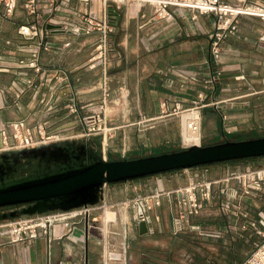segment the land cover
I'll list each match as a JSON object with an SVG mask.
<instances>
[{"label": "rangeland", "instance_id": "374dc122", "mask_svg": "<svg viewBox=\"0 0 264 264\" xmlns=\"http://www.w3.org/2000/svg\"><path fill=\"white\" fill-rule=\"evenodd\" d=\"M50 3V0L38 1L37 17L28 14L23 6L24 0L17 1L10 15L0 8V49L2 44L7 47L3 53L0 50V58L12 65L13 62L28 56L27 52L20 50L23 46H27L31 49H38L41 63H43L41 65L47 70L46 77H50L53 73L50 70H54L55 67L61 65L64 68L66 64H75V66H79L77 71L82 69L91 71L89 78L81 79V76H75L73 79H67V83L63 84L64 94L53 92L57 84L53 90L49 89L47 85L42 87L36 95L34 89H31L32 92H25L26 94L24 93L25 95L19 99L14 97L12 92L5 93L3 94L4 107L0 109V120L26 119L35 127L36 131L41 129L46 135L59 137V140L47 145L66 142L86 143L91 150L101 153L107 160L134 159L189 147L184 145L181 138V113L193 106H197L200 111L201 138L199 146L264 137V79H222V66L224 65L222 61L223 56H226L227 38L233 35L222 39L220 43L222 51L218 62L215 63L209 35L215 30L216 19L211 16L195 15L186 10L175 11L173 19L165 21L158 19L151 8H148L145 10L144 18L130 17L127 24H124L127 6L132 3L124 1L119 8H115L113 18L106 20L107 24H112L108 25L112 27V30L107 32L106 37H103L96 28L88 35L55 32L53 37L47 39L49 42L62 43L69 40L71 46L64 50L53 48L44 50L39 43L43 44L46 39L41 40L38 35L33 39L25 40L17 33V29L20 24L33 22L34 19L39 21L37 28L46 27L49 18L52 17L48 14ZM57 3L59 4V1ZM70 6L72 11H68L62 6L53 20L63 21L61 18L67 15L70 17V21L78 22L82 19L84 11L88 13L90 9V3L84 4L77 0H71ZM95 19V22L98 23L102 18L97 16ZM247 26L261 28V38L258 40L264 44V21L249 23ZM53 27L55 25L52 24L51 27L46 28ZM95 27L97 26L95 25ZM120 29L121 31H119ZM173 29H177L175 36L164 38V34ZM237 29H239V20ZM136 44L139 46V54L147 52L150 47L153 49V47L167 44V47L172 46L173 49H176L174 55L184 56L185 60V63L177 62L167 65L169 70L167 68L164 70V74L160 73L163 76L162 79H158L159 84L157 81L151 83L149 88L157 95L154 100L151 98V100H147V103L151 102L152 104L147 107L145 105V109L141 105L142 99H138L137 93L132 89H135V80L131 74L132 57L134 56L131 50ZM123 53L127 56H123ZM122 58L125 60L126 67L124 69H120L122 62L119 60ZM186 62L191 65L197 62L203 67L196 71ZM182 64H185L187 70H192L197 74L191 72L187 78L176 79L177 77L171 69H176ZM1 71L13 73L12 71L18 72L20 69L14 68V66L0 67ZM29 72L31 71H28L27 75L34 79L35 84H38V76L33 72L29 74ZM216 72H219L215 76L218 78L211 79V75ZM15 76H18V73ZM194 77L196 78L193 79ZM13 79H0V87L4 89ZM103 79H105L109 93L105 102L102 91ZM82 80L87 83L84 88L77 85ZM56 81L57 79H52L50 83H56ZM144 88L142 93L148 94L149 88ZM81 90L86 93L83 94ZM122 92H125V98L122 96ZM79 94L85 95V100L80 101ZM59 95L63 97L66 95L68 98L61 106L59 105ZM71 97L76 98L77 114H71L68 110L67 105ZM138 109L141 112H138ZM3 112L11 114V118L3 117ZM147 112H152L151 117L145 115ZM148 118L152 119L145 120ZM103 121L105 125L100 124ZM138 121H141L140 125L136 124ZM97 125H100L99 128ZM88 127L91 129L89 130ZM105 137L106 145L103 140ZM1 153L3 151H0ZM260 168H264V157L179 170L182 175L178 177L182 181L187 180L185 185L180 186L183 187L193 180H198L199 177H202L201 175H206L210 177L209 179H219L230 174L244 173ZM158 175L157 177H160V174ZM152 178L154 179V177ZM142 179L133 180L138 181L135 182L136 187L132 181L125 182V185L121 184L122 182L106 185L109 187L119 184L116 185L117 188L126 186L128 192L126 196H123V201L112 207L104 208L105 214L111 212V215L109 213V215H105L106 220L113 219L114 210H116L120 221L122 214L120 211L126 207L128 212L126 220L133 222L128 200L148 193L145 185L146 177ZM262 198V196L261 199L254 197L253 203L250 202L251 205L248 206L249 215L253 218L264 205L261 203ZM217 199L224 201L225 198L222 194H217ZM20 206L2 207L0 213L20 210ZM163 208L171 220V214L168 212L173 210L174 213V204L172 203L171 206L165 204ZM101 210H98V214L101 213ZM149 214L151 220H156V215L161 219L159 212L155 213L151 210ZM162 214H164L163 211H161ZM25 216L28 215L19 214L14 218L0 219V222H8ZM121 216L123 217V214ZM201 217V219L208 218L209 214ZM213 217L217 220L218 225L214 229L212 228L211 232L200 229L198 230L200 233H198L195 232L196 230L187 228L176 234L173 233L175 235L172 234L176 237L179 235L177 244H175L178 245V250L185 251L184 256L180 255L184 264H240L253 249L254 242L260 240V236L252 231H242L239 228L241 220L239 217L224 213H218L216 216L212 214V219ZM191 219H198V216L190 217L189 220L191 221ZM125 237L126 240L129 239L128 233ZM149 247V250H154L152 249L153 245ZM173 247L172 243L171 248ZM129 249L127 247V252ZM155 251L157 250L155 249ZM169 258H171V263L174 262V256L169 255ZM176 261L179 262V260Z\"/></svg>", "mask_w": 264, "mask_h": 264}, {"label": "built area", "instance_id": "2783aa9c", "mask_svg": "<svg viewBox=\"0 0 264 264\" xmlns=\"http://www.w3.org/2000/svg\"><path fill=\"white\" fill-rule=\"evenodd\" d=\"M18 0H0V8L7 14H11ZM39 0H24V8L28 14L37 17ZM49 13L51 18L48 20L55 27L53 28H37L39 21L26 22L20 24L17 33L25 40L33 39L38 36L46 39L42 45V49L48 48L64 50L71 46V41L65 40L62 43H51L47 39L53 37L55 32H64L69 35H88L94 28L103 37L112 27L107 24L108 18H113L115 8L126 2H134L140 6H148L158 16V19L169 21L173 19L175 11H191L195 15L211 16L215 21V30L209 35L211 39V49L213 60L218 62L222 48L220 43L222 39L229 35H236L238 20L242 16L257 17L264 21V3L258 0H100L102 2V11L99 15L100 21L95 22V18L91 12V0H77L80 3H90V9L87 13L84 11L82 19L78 22L70 21L69 16L62 17L63 21L53 20L55 14L62 8L72 11L70 6L71 0H50ZM59 1V4L57 3ZM140 16L145 17L141 12ZM95 25L97 27H95ZM40 40V41H41ZM20 50L27 52L26 58H21L12 65L6 60L0 58V67L20 69L19 78L13 79L4 89L0 87V109L4 107L3 94L12 92L13 96L19 99L28 89H34L36 95L42 87L48 86L53 90L55 85L63 86L67 83V77L62 73L60 79L56 83H50L51 76L46 77V71L40 62L38 49H31L23 46ZM8 70V69H5ZM177 79H184L189 76V71L185 66L171 69ZM28 71L38 76L39 83L35 84L34 79L28 76ZM194 73V72H193ZM211 75V79L218 78V75ZM56 78V76L54 77ZM103 99L106 101L109 93L106 88L105 79L102 82ZM195 103V102H194ZM71 114H77L78 106L75 97H71L67 105ZM198 110L197 106H193L186 110ZM164 112V111H163ZM148 118L145 120H149ZM141 121L136 124L140 125ZM105 125V122L100 123ZM100 125H97L99 128ZM187 128L191 132L200 133L201 118L200 111L198 116L187 123ZM90 130L91 127H88ZM94 129V127H92ZM55 135H46L43 130L36 131L35 127L29 121L23 118L0 120V151H14L21 149H29L36 146L47 145L59 139H52ZM201 138V137H200ZM199 138V141H200ZM187 170V169H183ZM217 194H222L224 201L216 200ZM264 194V168L253 169L244 173L230 174L229 176L219 179H198L193 180L186 186L178 187L173 190H163L153 187L148 193L135 196L130 199L128 204L132 211L133 223L138 224L144 222L147 232L152 233L154 229L150 227L151 217L149 212L162 204L163 199L174 204L175 210L171 212V231L178 233L184 229L196 230L199 226L191 223L190 217H201L205 214L218 215V213L229 214V216L239 217V228L252 231L260 236V240L254 242L253 249L243 258L240 264H264V209L256 212V217L249 215V204L253 203V198L261 199ZM251 202V203H250ZM94 206H82L68 211H48L44 213H35L12 221L0 222V236H6L8 242H19L25 240H35L39 237H45L47 243L55 235L56 226L60 224L65 232L71 234L75 228L76 218L88 216L95 209ZM156 220L158 216L155 217ZM229 226V225H228Z\"/></svg>", "mask_w": 264, "mask_h": 264}, {"label": "crops", "instance_id": "0c3cea01", "mask_svg": "<svg viewBox=\"0 0 264 264\" xmlns=\"http://www.w3.org/2000/svg\"><path fill=\"white\" fill-rule=\"evenodd\" d=\"M261 1L264 2V0ZM148 8L150 7L140 6L134 2L128 4L127 11L124 15V24H127L130 17L135 16L142 19L140 16L141 12L145 14V10ZM91 12L94 16L100 15L99 1L91 0ZM257 21L260 23L263 22L256 17L242 16L239 18V29L236 35L227 38L226 56H223L222 61L224 62L222 66V79H264V44H261V40H258L261 38L262 30L261 28L247 26L249 23ZM176 33L177 29H173L171 32L164 34V38L175 36ZM123 41L126 42V40ZM5 48L7 47L2 44L0 49L2 53L5 52ZM138 48L139 46L136 44L131 50L134 54L132 57L131 74L135 80V89H132L137 93V98L142 99L141 105L145 109V105L147 107V105L151 106L152 104L151 102L147 103V100L150 98L154 100L156 98L155 95H157L155 91L153 92L149 88L151 83L157 81L159 84V80L163 76L161 74H164V70L168 68L167 65L177 62L185 63V60L184 56L174 55L176 49H173L172 46L167 47V44L153 47V49L150 47L147 52L141 54H139ZM155 48L156 51H154ZM123 56L127 55L123 53ZM119 61L122 62L120 69H124L126 67L124 64L125 60L122 58ZM187 64L191 65V63ZM181 66H185V64L178 67ZM191 66L196 71L201 70L203 67L202 64H198L197 62ZM78 67L75 64H66L64 68L61 65L60 67H55L54 70H50L53 72L50 75L51 79H60L62 73L66 75L67 79H73L75 76H81V79H88L91 71L87 69L77 71ZM1 72L0 79L19 78V76H15L19 71H12L13 73L10 71V73H4L5 71ZM29 74H32V72H29ZM55 76L56 78H54ZM121 80L123 81V79ZM77 85L84 88L87 83L82 80ZM144 87L149 88L148 94L142 93L145 89ZM64 89V86L58 85L53 92L63 93ZM75 89H77L76 86ZM30 90L28 89L26 93L32 92ZM82 92L83 94L86 93L84 90ZM84 97L86 96L80 94L78 96L80 101L85 100ZM58 98L60 106L68 99L66 95L64 97L59 95ZM138 112L141 111L138 109ZM151 114L152 112H147L145 115L151 117ZM2 116L8 119L11 118V114H8V112H3ZM161 175L164 176L162 177ZM179 175H182V173L178 170L162 173L160 177H157L159 176L158 174L148 176L145 179V185L148 187H146V190L149 191L153 187H158L163 190H173L185 185L187 180H180ZM201 176V178L199 177L200 179L210 178L206 175ZM135 182L138 181H132L136 187ZM121 184L125 185V182ZM106 185L103 186V199L99 201L98 205H96L95 209L88 216L75 219L76 225L71 234H64V228L58 224L55 235L49 243H47L45 237H39L35 240L8 242L6 236H0V264H184L180 259V255L184 256L185 251L183 249L178 250L179 247L176 244L179 235L178 237L172 236L171 221L168 218L169 215L163 208L165 204L169 206L171 204L163 199L160 205L161 207L153 209V212H159V217H161V219L158 218L157 220L151 221L150 227L154 231L152 233L146 232L140 234L138 224L132 221H124L121 218L123 214L122 210L120 211L122 213L120 215V221L118 219L119 214L116 210H114L115 216L113 219H105L106 210L104 208L106 206L112 207L116 203H120L124 199L123 196H126L128 193L126 186L124 188H117L116 185L119 184L110 185L109 187H106ZM261 196L263 197L261 203L264 204V194H261ZM261 209H264V205ZM98 210H101V213L98 214ZM161 211L164 214L161 215ZM168 213L171 214V210ZM201 218L191 219V223L209 232L218 225L217 220L214 217L212 219L210 212L208 218ZM195 232L200 233V231ZM127 233L129 239L126 240L125 235ZM210 239L212 240V238ZM172 243L174 244L173 248H171ZM150 245H153L152 249L154 250H149ZM127 247L130 248L128 252ZM169 255L174 256L179 262L174 259V262L171 263Z\"/></svg>", "mask_w": 264, "mask_h": 264}, {"label": "water", "instance_id": "95a60500", "mask_svg": "<svg viewBox=\"0 0 264 264\" xmlns=\"http://www.w3.org/2000/svg\"><path fill=\"white\" fill-rule=\"evenodd\" d=\"M52 25L47 24L46 27ZM46 156L52 168L37 167L38 173L14 178L15 171L5 173V159ZM264 156V137L241 141H225L205 146L192 145L178 151L142 156L134 159L107 160L101 153L86 146L60 143L0 154V208L25 205L20 210L0 213V219L19 214L32 215L48 211H68L94 206L103 199V186L162 174L175 170ZM140 234L147 232L144 222L138 223Z\"/></svg>", "mask_w": 264, "mask_h": 264}, {"label": "flooded vegetation", "instance_id": "af4514ba", "mask_svg": "<svg viewBox=\"0 0 264 264\" xmlns=\"http://www.w3.org/2000/svg\"><path fill=\"white\" fill-rule=\"evenodd\" d=\"M69 144H75V145H81V146H86L89 148V146L84 143V144H79V143H69ZM4 159L0 158V163H2ZM55 164L51 163L49 164L46 156L44 155L43 157H38V158H25L18 156L16 159L12 158H7L5 159V166L2 168L3 173H4V180H9L12 177H6L5 173L7 171H10L13 169L15 171L14 178H19L22 176H26L29 174H36L38 173L37 167L41 166L42 168H52ZM25 205H21L20 207L22 208Z\"/></svg>", "mask_w": 264, "mask_h": 264}, {"label": "bare ground", "instance_id": "6f19581e", "mask_svg": "<svg viewBox=\"0 0 264 264\" xmlns=\"http://www.w3.org/2000/svg\"><path fill=\"white\" fill-rule=\"evenodd\" d=\"M97 1H99V3H100V13H101V11H102V2L100 0H97ZM122 96L125 98V96H126L125 92H122ZM197 116H198V110H196L194 108L192 110H184L181 113V123H182L181 138H182V142L186 146L198 145V143H199V138L201 136V132L200 133L191 132L187 128V123L190 120L196 118ZM52 139H59V137L58 136H52ZM103 140L105 141V145H106V137ZM108 213L110 214L111 212H107L105 215L107 216ZM127 215H128V212H127V209L125 207L123 209V217H121V218L124 219V221H127L126 220L127 219Z\"/></svg>", "mask_w": 264, "mask_h": 264}, {"label": "trees", "instance_id": "16d2710c", "mask_svg": "<svg viewBox=\"0 0 264 264\" xmlns=\"http://www.w3.org/2000/svg\"><path fill=\"white\" fill-rule=\"evenodd\" d=\"M261 157H264V156H261ZM253 158H259V157H251V158H244V159H239V160H245V159H253ZM230 161H236V160H229V161H225V162H230ZM223 163V162H222ZM200 167V166H199ZM202 167V166H201ZM175 171H178V170H175ZM172 172V171H170ZM167 173V172H166ZM123 183V182H122Z\"/></svg>", "mask_w": 264, "mask_h": 264}]
</instances>
